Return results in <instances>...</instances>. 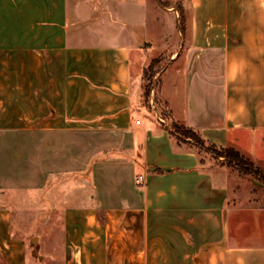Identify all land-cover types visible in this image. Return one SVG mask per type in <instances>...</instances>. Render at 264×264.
Listing matches in <instances>:
<instances>
[{"label":"crops","instance_id":"1","mask_svg":"<svg viewBox=\"0 0 264 264\" xmlns=\"http://www.w3.org/2000/svg\"><path fill=\"white\" fill-rule=\"evenodd\" d=\"M160 39L164 117L138 106L145 60L132 69ZM170 124L264 168V0H0L3 264L32 246L21 203L59 211L62 264H264L263 188Z\"/></svg>","mask_w":264,"mask_h":264},{"label":"rangeland","instance_id":"2","mask_svg":"<svg viewBox=\"0 0 264 264\" xmlns=\"http://www.w3.org/2000/svg\"><path fill=\"white\" fill-rule=\"evenodd\" d=\"M160 8L158 10L161 12V14L165 13V9H169L167 7H170L168 3L160 1ZM162 8V9H161ZM150 33L151 35H155V28L158 29V36L165 35L166 40L165 42L170 43L172 32L171 29H169L168 24L162 25L163 27H160L158 25H154V21L152 18V13L150 14ZM154 25V26H153ZM155 27V28H154ZM163 42L162 40L157 41V48H152L147 50V52L142 56L133 55L132 56V69L134 73L135 79H137V76L140 74V63L145 60V65L148 66L152 60H156L157 63L155 64V70L160 71V74L163 73V76L160 77V74L158 78H153L151 90L152 94L150 95V100H146L144 98V88L146 86V83L142 81L141 90H140V103L138 106H142L144 110H146L150 115H153L154 113H157L159 116H162L164 111L166 110L165 105L158 97V87L162 82L166 81L167 76L169 73L174 69V66L171 65L170 56V45L165 46V48L162 49L165 54H157L160 53L159 47H161ZM164 45V43H163ZM163 117V116H162ZM181 128V126L170 124L171 131L175 134V136L180 139V136L177 132V128ZM184 128V127H183ZM186 129V128H185ZM184 141H188L193 146H195L200 154L209 160H212L215 164L224 165L225 160L220 157H215L210 151H208L206 148L209 146L208 143L204 142V147H199L195 144L194 140L192 138L182 139ZM218 148V147H217ZM235 150V149H234ZM241 154V153H240ZM242 155V154H241ZM244 156V155H242ZM246 159H248L254 168H257L261 170L264 173V168L257 165L256 163H253L249 158L244 156ZM229 169L237 174L240 178L246 180L249 183V186H253L255 190L257 188H263L264 190V181L260 178H255L253 176H243L240 175L236 170ZM85 187V186H84ZM67 190L65 188L62 189V194L65 196V200L68 203H71L73 200L71 197H74L76 191L74 187L67 186ZM19 209L15 210L14 216H13V224L15 231L18 233H21L22 235L26 236L27 240H33V243L35 246H31L29 250H27L26 253V264H62L61 262V244H60V227H61V214L58 212H55L54 214H48L43 215L39 213H34L28 211L26 207V203H21ZM33 247V249H31ZM33 253H32V251ZM0 264H3L1 258H0Z\"/></svg>","mask_w":264,"mask_h":264},{"label":"trees","instance_id":"3","mask_svg":"<svg viewBox=\"0 0 264 264\" xmlns=\"http://www.w3.org/2000/svg\"><path fill=\"white\" fill-rule=\"evenodd\" d=\"M156 63L157 61L154 59L148 66L143 69L142 81L143 83H146L143 94L146 100H149L150 98L153 78L158 73V71L154 69ZM166 115L167 114L164 112L163 117ZM177 132L180 136V141H184L182 139L192 138L197 146L202 148L204 147V141L199 138L197 134H195L192 130L179 127L177 128ZM206 149L210 151L215 157L223 158L225 160L224 163L226 164V166L228 168L230 167L231 169L236 170L240 175H250L255 178H260L264 181V173L261 170L254 168L252 163L244 156H242L238 151L231 148H217L212 144H209Z\"/></svg>","mask_w":264,"mask_h":264},{"label":"built area","instance_id":"4","mask_svg":"<svg viewBox=\"0 0 264 264\" xmlns=\"http://www.w3.org/2000/svg\"><path fill=\"white\" fill-rule=\"evenodd\" d=\"M151 94H152V90H151ZM158 119L161 120L160 117H158ZM139 123H140L139 121H135V124H136V125H139ZM141 181H142L141 178H138V179H137V182H138V183H140Z\"/></svg>","mask_w":264,"mask_h":264},{"label":"water","instance_id":"5","mask_svg":"<svg viewBox=\"0 0 264 264\" xmlns=\"http://www.w3.org/2000/svg\"><path fill=\"white\" fill-rule=\"evenodd\" d=\"M32 245L35 246L34 243H33V240H32Z\"/></svg>","mask_w":264,"mask_h":264}]
</instances>
